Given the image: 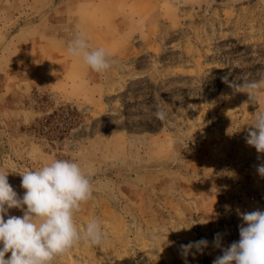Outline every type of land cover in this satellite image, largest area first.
I'll return each instance as SVG.
<instances>
[{
  "label": "rangeland",
  "instance_id": "rangeland-1",
  "mask_svg": "<svg viewBox=\"0 0 264 264\" xmlns=\"http://www.w3.org/2000/svg\"><path fill=\"white\" fill-rule=\"evenodd\" d=\"M78 29L108 71L68 56ZM262 75L264 0H0V170L22 197L19 173L90 169L74 219L105 235L53 264H185L180 245L201 239L187 264H212L217 233L238 241V213L264 211V154L245 139L264 93L230 85Z\"/></svg>",
  "mask_w": 264,
  "mask_h": 264
},
{
  "label": "clouds",
  "instance_id": "clouds-1",
  "mask_svg": "<svg viewBox=\"0 0 264 264\" xmlns=\"http://www.w3.org/2000/svg\"><path fill=\"white\" fill-rule=\"evenodd\" d=\"M67 54L97 73L111 68V53L103 47L92 49L86 32L81 29L68 42ZM223 80L228 82L227 77ZM230 86L242 89L255 103L264 93V75ZM154 115L164 120L167 112L162 105H157ZM245 139L257 153L264 154V111L255 116ZM257 172L264 177V164L257 166ZM9 173L0 170V264H53L56 257L81 242L95 246L104 242L98 218L90 219L79 229L74 219L82 203L93 197L90 169L70 159H56L37 170L19 173L21 187L25 190L22 197L10 185ZM13 208L20 209L23 215H8ZM238 214L243 220L239 226L240 239L222 247V234L217 233L213 246L221 249L222 255L212 264H264V211L257 209ZM208 246L206 239L180 245L185 264L193 249L203 253Z\"/></svg>",
  "mask_w": 264,
  "mask_h": 264
}]
</instances>
